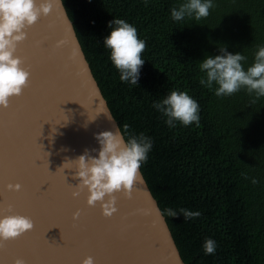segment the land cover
I'll list each match as a JSON object with an SVG mask.
<instances>
[{
	"label": "trees",
	"instance_id": "16d2710c",
	"mask_svg": "<svg viewBox=\"0 0 264 264\" xmlns=\"http://www.w3.org/2000/svg\"><path fill=\"white\" fill-rule=\"evenodd\" d=\"M62 1L124 139L151 138L140 170L184 263L264 264V97L246 88L217 97V85L200 84L199 68L223 47L246 57L245 70L254 63L264 46V0H212L209 15L198 21L171 18L172 7L186 0ZM115 18L133 25L146 44L137 85L120 80L104 46ZM171 91L198 103V126L165 123L153 104ZM169 208L201 215L186 221L168 216ZM207 239L216 243L214 254L204 252Z\"/></svg>",
	"mask_w": 264,
	"mask_h": 264
},
{
	"label": "water",
	"instance_id": "95a60500",
	"mask_svg": "<svg viewBox=\"0 0 264 264\" xmlns=\"http://www.w3.org/2000/svg\"><path fill=\"white\" fill-rule=\"evenodd\" d=\"M51 3L50 14L25 29L17 46L30 72L28 85L0 107V216L23 215L34 223L0 248V264L18 258L25 264H82L87 257L94 264H185L141 170L143 183L134 184L131 199L114 194L117 212L111 217L99 202L87 204L86 189L73 197L79 183L74 160L99 148L97 133L119 125L63 1Z\"/></svg>",
	"mask_w": 264,
	"mask_h": 264
},
{
	"label": "clouds",
	"instance_id": "9594fccd",
	"mask_svg": "<svg viewBox=\"0 0 264 264\" xmlns=\"http://www.w3.org/2000/svg\"><path fill=\"white\" fill-rule=\"evenodd\" d=\"M52 7L51 0H45L39 5L37 0H0V107L7 108L10 99L21 95L27 87L30 72L22 67L23 60L16 55L17 46L26 39L25 29L34 25L41 15L50 14ZM213 7L212 0H186L178 7H172L171 18L182 21L189 17L198 21L207 17L209 9ZM108 27L111 32L105 37L104 46L110 50V59L120 72V80L137 85L140 69L145 63L141 58L146 47L145 41L138 38L137 29L125 20L115 18L109 21ZM62 44L63 41H60L57 46ZM220 51L221 55L207 56L199 63L200 71L205 74L201 77L200 84L209 89L214 84L217 85V97L230 96L241 88H246L249 94L255 93L256 97H264V46L259 47L254 63L247 70L241 63L246 59L244 55L228 52L225 47ZM153 107L167 118L165 123L170 128L175 127L177 121L184 126L194 122L199 125V105L187 92L171 91L163 100L154 102ZM108 119L112 121L113 118L108 115ZM128 127L127 124L123 125L125 132ZM95 139L99 148L90 151L86 149L84 154L74 160V179L79 183L72 195L78 197L86 189L87 204L94 207L99 202L103 215L111 217L117 212L114 194L123 192L131 199L134 184L137 181L143 183L140 168L142 162L148 158L152 141L144 133L139 136L129 134L126 141L119 127L99 132ZM252 182L257 181L254 179ZM8 188L19 191L21 185L9 184ZM8 211H12L11 205L8 206ZM164 212L170 217L182 214L186 221L201 215L198 211L187 209H180L177 213L169 208ZM79 215L76 212L74 219ZM33 227V221L27 216H0V248L7 241L20 237ZM203 249L206 255L214 254L215 241L207 239ZM15 264H25V261L18 258ZM82 264H94V260L87 257Z\"/></svg>",
	"mask_w": 264,
	"mask_h": 264
}]
</instances>
